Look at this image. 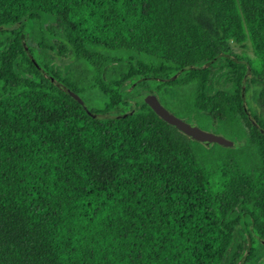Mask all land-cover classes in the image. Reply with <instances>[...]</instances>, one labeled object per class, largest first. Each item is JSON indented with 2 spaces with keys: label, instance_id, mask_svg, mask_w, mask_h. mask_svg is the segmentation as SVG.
<instances>
[{
  "label": "trees",
  "instance_id": "16d2710c",
  "mask_svg": "<svg viewBox=\"0 0 264 264\" xmlns=\"http://www.w3.org/2000/svg\"><path fill=\"white\" fill-rule=\"evenodd\" d=\"M23 16L0 30V264H235L240 218L241 264H264V136L239 96L246 63L264 130V0H0V27Z\"/></svg>",
  "mask_w": 264,
  "mask_h": 264
},
{
  "label": "water",
  "instance_id": "95a60500",
  "mask_svg": "<svg viewBox=\"0 0 264 264\" xmlns=\"http://www.w3.org/2000/svg\"><path fill=\"white\" fill-rule=\"evenodd\" d=\"M27 18L26 16L20 17L17 21L13 22L11 25L8 26H4V27H0V30H12L15 29L22 21H25ZM23 50L26 54V56L28 57V59L32 62V64L35 66V68L37 69V71L43 76L45 77L52 85H54L55 87L61 89L63 92H65L67 95H69L72 99H74L77 103H79L80 107L83 109V111L91 118L94 119H100L103 117H106L103 114L100 113H96V112H90L86 109L85 105L82 103V101L73 93L69 92L68 90H66L59 82L55 81L53 78H51L50 76H48L46 73H44L41 68H39L36 63L33 61V59L30 56L29 51L27 50L25 45H22ZM230 60H235L231 55L228 54H220ZM205 64H203L204 66ZM201 66H198L197 68H200ZM196 68V64H189V65H185L183 67H181L179 70H185V69H194ZM178 70V71H179ZM177 71V72H178ZM176 74V73H175ZM175 74L171 75L168 79H172L174 78ZM250 76V70L249 67L246 63H244V73L240 82V88H239V96H240V101H241V107H242V111L245 115V117L248 119V121L251 123V125H253L257 131L262 134L264 136V130L255 123V121L253 120V118L249 115L248 111L246 110V105H245V101H244V92H243V83L244 80L246 78H249ZM155 80H157V78H153ZM143 100L152 108V110L155 112V114L160 117L163 121H165L167 124L171 125L173 128H175L177 131H179L181 134H183L184 136L188 137L189 139L196 141L198 143H201L203 145H209L211 143H216L218 145L221 146H230L231 145V141L225 139L224 137H222L221 135L217 134V133H213L211 131H207V130H202L200 129L198 126H196L193 122H186L184 119L179 118L174 116L172 113H170L167 109H165L163 106H161L157 99L155 98V96H153L152 94H147L143 97ZM134 103H131V110L127 111L123 114H129L131 112H133L134 110ZM122 114H118L116 115V117H121ZM240 227L243 229L245 237H246V249L243 252L242 256L236 261L235 264H241L247 254V250L249 247V239L247 236V232L245 230V227L242 223V220L240 218ZM248 230L250 231V226L248 227ZM259 242L263 245L264 247V240H259Z\"/></svg>",
  "mask_w": 264,
  "mask_h": 264
},
{
  "label": "rangeland",
  "instance_id": "374dc122",
  "mask_svg": "<svg viewBox=\"0 0 264 264\" xmlns=\"http://www.w3.org/2000/svg\"><path fill=\"white\" fill-rule=\"evenodd\" d=\"M228 47L231 53L236 55H244L245 57H251L252 53L249 49L248 43L245 42L242 45L235 44L233 42L228 43Z\"/></svg>",
  "mask_w": 264,
  "mask_h": 264
},
{
  "label": "flooded vegetation",
  "instance_id": "af4514ba",
  "mask_svg": "<svg viewBox=\"0 0 264 264\" xmlns=\"http://www.w3.org/2000/svg\"><path fill=\"white\" fill-rule=\"evenodd\" d=\"M186 122H193V121H186ZM194 123V122H193ZM195 124V123H194Z\"/></svg>",
  "mask_w": 264,
  "mask_h": 264
}]
</instances>
